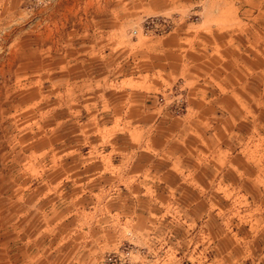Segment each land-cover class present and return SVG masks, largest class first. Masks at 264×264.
Listing matches in <instances>:
<instances>
[{
	"label": "rangeland",
	"instance_id": "rangeland-1",
	"mask_svg": "<svg viewBox=\"0 0 264 264\" xmlns=\"http://www.w3.org/2000/svg\"><path fill=\"white\" fill-rule=\"evenodd\" d=\"M0 264H264V0H0Z\"/></svg>",
	"mask_w": 264,
	"mask_h": 264
}]
</instances>
